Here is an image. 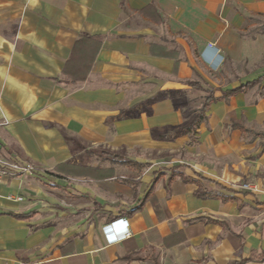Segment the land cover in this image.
I'll return each instance as SVG.
<instances>
[{"label":"crops","instance_id":"crops-1","mask_svg":"<svg viewBox=\"0 0 264 264\" xmlns=\"http://www.w3.org/2000/svg\"><path fill=\"white\" fill-rule=\"evenodd\" d=\"M257 17L264 0H0V159L37 166L0 176V264H264V77L225 96L264 75ZM185 33L220 48L226 84L169 46ZM191 81L214 97L197 124ZM136 83L146 115L125 114ZM119 216L131 235L107 244Z\"/></svg>","mask_w":264,"mask_h":264},{"label":"rangeland","instance_id":"rangeland-1","mask_svg":"<svg viewBox=\"0 0 264 264\" xmlns=\"http://www.w3.org/2000/svg\"><path fill=\"white\" fill-rule=\"evenodd\" d=\"M256 24L252 27L249 28L250 32L253 31H258V30H264V17H257L253 20ZM181 35V34H180ZM169 41V46L178 48V50L180 52L182 51H190L192 52V56H193V60L196 63L197 67L199 68H203V72L205 73L206 77L213 83V84H217V85H224L227 83V77L225 75V64L223 66H221L219 69L217 70H211L210 68H208L200 59V50L202 49L201 47L199 48V45L194 41L193 37L191 35H189V33H185L181 36L180 40L181 44L179 45V43H177V39H173V38H167ZM224 58V57H223ZM225 60V59H224ZM225 63V62H224ZM230 81H236L235 78L230 76ZM136 88L135 90L134 87H132V90H128V91H123V95H125V98L123 99V104L127 103L129 101V99H132V107L130 108V111L128 110L127 112H125V114H135V115H146L149 113L150 111V107L149 105H147V103L149 102V98L152 97L150 92H147L141 88H143V84H138L136 83ZM148 96V97H146ZM135 100V101H134ZM126 109V107H123V111ZM128 109V108H127ZM191 109V108H190ZM195 110H190L187 116V121L190 120L193 112ZM185 123L184 124H179L178 126L172 128L169 133L171 135V137H179L181 138L184 134L188 133L189 131L186 130L184 128ZM92 147V149H98V146H93L90 145ZM141 156L143 155L142 153L140 154ZM143 157V156H142ZM141 158V157H140ZM73 160L80 163V164H84V163H89V164H97V165H109V161L108 160H104L101 158V156L99 154L90 152V154H86L83 151L82 152H76L73 156ZM163 162V161H159ZM160 165H165V164H160ZM168 165V164H166ZM125 170L123 169V172Z\"/></svg>","mask_w":264,"mask_h":264},{"label":"built area","instance_id":"built-area-1","mask_svg":"<svg viewBox=\"0 0 264 264\" xmlns=\"http://www.w3.org/2000/svg\"><path fill=\"white\" fill-rule=\"evenodd\" d=\"M201 61L211 70L219 69L224 62L220 48L213 42H207L200 50ZM6 118L0 120V125H6ZM37 171V166L32 162H20L17 160L0 159V176H32ZM244 187L251 184L245 183ZM17 199L21 200L19 196ZM102 234L107 244H114L128 238L131 235L128 219L126 216L114 218L101 227Z\"/></svg>","mask_w":264,"mask_h":264},{"label":"trees","instance_id":"trees-1","mask_svg":"<svg viewBox=\"0 0 264 264\" xmlns=\"http://www.w3.org/2000/svg\"><path fill=\"white\" fill-rule=\"evenodd\" d=\"M155 46V44H151L150 47H151V52H152V48ZM159 55L161 56H169V57H172L175 59V65L177 63V50L175 49H166L164 48L162 51L159 52ZM264 77V75L260 76L259 78H256L255 80H250V81H247L246 83L244 84H241L235 88H231V89H228L225 91V96L226 95H231V94H234L236 92H238L239 90H244L248 87H251L252 85H254L258 79ZM190 85H192L193 87L197 88V89H202L203 91L206 92V95L204 97V101H203V105L201 107V112L199 114V116L194 120L193 124H197L203 117V113L204 111L207 109L209 103L211 101L214 100V97L212 95V91L210 90V88L208 87H203L201 86L198 82H194V81H191L189 82ZM189 129V128H187ZM103 154L105 155L106 158L110 159V161L112 163H119V164H122V165H126V166H132V167H135V168H141L145 165H147L146 163H142V162H138L134 159H130V158H127L125 156H122V155H118V154H112V153H109V152H103ZM31 213H27V214H24V215H21L22 217H29Z\"/></svg>","mask_w":264,"mask_h":264}]
</instances>
